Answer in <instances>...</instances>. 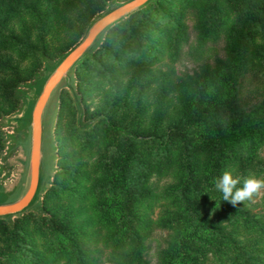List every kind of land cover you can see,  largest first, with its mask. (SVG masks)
Here are the masks:
<instances>
[{"label": "trees", "instance_id": "16d2710c", "mask_svg": "<svg viewBox=\"0 0 264 264\" xmlns=\"http://www.w3.org/2000/svg\"><path fill=\"white\" fill-rule=\"evenodd\" d=\"M113 1L0 0V118L18 108L20 84ZM217 44L223 57L177 82L173 69H153L184 53L200 60ZM73 72L85 116L97 118L78 127L59 87L46 213L0 217V264H99L107 251L114 264H149L153 227L169 231L157 264H264V190L234 207L214 188L226 170L241 178L237 187L264 179V0H150L98 36L65 82L72 87ZM248 75L257 81L251 92ZM95 92L92 112L86 100ZM5 135L0 125V155ZM14 144L26 150L27 137ZM152 176L168 182L157 192ZM9 196L0 186V200Z\"/></svg>", "mask_w": 264, "mask_h": 264}, {"label": "rangeland", "instance_id": "374dc122", "mask_svg": "<svg viewBox=\"0 0 264 264\" xmlns=\"http://www.w3.org/2000/svg\"><path fill=\"white\" fill-rule=\"evenodd\" d=\"M127 0H114L113 3H107L106 9L100 12L98 15H96L87 26L85 32L82 34V36L72 45H70L65 53L59 58H55L56 61L54 63L45 62L43 70L41 74L37 78H33L31 80H28L27 82H23L19 86V94L21 97V102L17 109H15L13 112L6 114L0 118V125L5 131V147L0 155V183L4 186L6 191L10 190H18L21 191L24 185L25 181V171L23 172V167L21 165V159L24 157L23 151L20 145L14 144V139L16 137H24L29 128V122L31 119V110L33 107V104L39 95L41 88L43 86V83L49 74L48 67L49 66H55L62 58L63 56L71 49L73 48L86 34L87 29L91 25V23L102 14L106 13L111 8L115 7L116 5L125 2ZM187 23L190 25V31L192 38L194 37L191 25L192 20L190 18H186ZM215 56H221L223 57V50L222 45L217 44L214 46L207 56L204 58H201L200 60H194L191 58L189 54H183L182 58L179 61H176L174 63L169 62H160L157 63L153 69H162V70H168L169 68L173 69L174 71V79L175 81H179L183 78H185L187 75H192L196 71L199 70V67L205 63L209 62L212 64ZM54 59V60H55ZM72 83L73 87L69 84L65 83L64 81L62 83L63 87L61 89V92L63 89H66L69 93V95L72 98L73 104L76 109V124L78 127L82 126L85 122H93L96 120L95 118H87L85 116L83 104H82V97L78 92L77 89V77L76 73H72ZM254 78L252 75H248L245 80V90H248L251 92L252 89H254V85H256L257 81L253 80ZM124 83V90L129 88V84L131 83V78L129 76L125 77L123 80ZM171 96V95H170ZM136 96H134L135 98ZM149 98H150V104L151 108L153 109L156 103V96L152 94L151 89L149 90ZM101 101V95L97 92L92 93L91 96L86 100V104L89 107V110L92 112H96L95 110L97 107H99V103ZM59 98L55 97L53 105L55 109V117L54 122L52 123L51 129L48 132V137L50 140H52V147L54 150V156L55 160L53 162V156L51 151V145L46 142V139L43 141V150H42V173L45 174L43 176L42 185L39 190L38 197L30 207L29 210H33L40 214H45L46 211L43 208V196L48 187L52 183L53 174L55 173V169L57 168V161H58V151H57V143L55 138V128L57 124L58 114H57V106H58ZM175 109V100L172 98L171 102H168L164 105V120H163V126L164 128H167L172 123V113ZM47 113V112H46ZM52 115V113H47ZM47 114H46V120H45V136H46V124H47ZM51 117V116H50ZM49 120V119H48ZM264 155V151L262 152ZM53 162V167H52ZM52 167V170L50 171ZM23 172V173H22ZM49 172V173H48ZM151 185L152 187L158 192L160 191L168 182V180H157L155 176L151 177ZM261 193L259 194V196ZM258 199V198H257ZM257 199L253 200L252 202H256ZM160 207L156 206L154 208V212L151 214L152 218H156L159 214ZM260 210V208H257ZM263 211V210H261ZM169 236V231L160 227H153L148 238L146 241L148 250L146 258L149 261V264H157L159 259V254L162 249L166 247L167 240ZM109 252H105L104 255L100 257L99 264H114L110 256L108 254Z\"/></svg>", "mask_w": 264, "mask_h": 264}, {"label": "water", "instance_id": "95a60500", "mask_svg": "<svg viewBox=\"0 0 264 264\" xmlns=\"http://www.w3.org/2000/svg\"><path fill=\"white\" fill-rule=\"evenodd\" d=\"M149 1L150 0H127L97 17L87 29L85 36L73 48H71L55 66H53L52 70L47 75L31 110L29 130L25 135L27 137L28 145L26 150L22 149L24 157L21 159V165L23 167V172L25 171L23 188L21 191L14 190L15 188L6 191L4 186L0 183L3 191L8 194L10 193L9 199L0 200V217L21 213L35 203L42 185L43 176L45 175L42 173V150L44 139H46V142L51 145L53 162L55 160L52 140L49 139L48 132L54 122L55 109L53 107V102L59 91V87L64 81H69L75 65L92 47L102 32L121 18L138 10ZM46 112L52 113V115L47 114ZM46 114L47 128L45 136ZM52 167L50 171L52 170Z\"/></svg>", "mask_w": 264, "mask_h": 264}, {"label": "clouds", "instance_id": "9594fccd", "mask_svg": "<svg viewBox=\"0 0 264 264\" xmlns=\"http://www.w3.org/2000/svg\"><path fill=\"white\" fill-rule=\"evenodd\" d=\"M234 177L231 171H224L214 182V188L222 194V200L231 203L234 207L242 202L251 200L264 190V179L249 176L243 179Z\"/></svg>", "mask_w": 264, "mask_h": 264}]
</instances>
